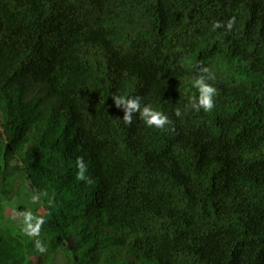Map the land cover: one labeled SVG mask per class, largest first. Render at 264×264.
Instances as JSON below:
<instances>
[{
  "label": "trees",
  "instance_id": "16d2710c",
  "mask_svg": "<svg viewBox=\"0 0 264 264\" xmlns=\"http://www.w3.org/2000/svg\"><path fill=\"white\" fill-rule=\"evenodd\" d=\"M201 65L208 113L185 107ZM113 94L172 126L126 125ZM16 178L49 249L0 220V264H264V0H0L5 195Z\"/></svg>",
  "mask_w": 264,
  "mask_h": 264
},
{
  "label": "clouds",
  "instance_id": "9594fccd",
  "mask_svg": "<svg viewBox=\"0 0 264 264\" xmlns=\"http://www.w3.org/2000/svg\"><path fill=\"white\" fill-rule=\"evenodd\" d=\"M235 25V17H231L226 23L217 21L213 24V30L219 28H226L227 31H231ZM199 75L193 80V87L197 89L198 96H190L188 98V104L185 105L187 109L195 112L201 111L211 112L216 104L215 97L217 95V89L209 81L215 80V74L208 67L199 66ZM142 97L137 96H125L119 94H113L112 100L117 109H123V122L131 126L134 117L138 114V118L144 122V124L150 128H156L161 131H168L173 122L165 113L155 110L150 104L142 103ZM176 117H181L183 114L179 108L174 112ZM174 130V128L172 129ZM76 179L78 181L85 182L88 185L94 183L93 179L88 175V165L84 161L83 157H78L76 160ZM33 204L39 203L38 195L31 197ZM52 201L49 200V204ZM21 222V233L29 238L34 239V248L37 252L44 254L47 252V246L39 238L41 236L43 225L47 222L42 215H36L32 211H21L18 213Z\"/></svg>",
  "mask_w": 264,
  "mask_h": 264
},
{
  "label": "rangeland",
  "instance_id": "374dc122",
  "mask_svg": "<svg viewBox=\"0 0 264 264\" xmlns=\"http://www.w3.org/2000/svg\"><path fill=\"white\" fill-rule=\"evenodd\" d=\"M12 183V188L10 192L6 195L3 190L9 188L7 186L3 187L0 184V220L3 224L10 227H14L16 232H21V222L18 215L21 211H32L36 215H42V207L36 206L31 202L30 192L27 190V186L22 182L21 179L16 178ZM24 206V210H20L19 207ZM49 249V247L47 246ZM27 256L29 260L24 264H44L32 250H28ZM47 264H63L61 255L58 253L56 255L51 254V250L47 253Z\"/></svg>",
  "mask_w": 264,
  "mask_h": 264
}]
</instances>
